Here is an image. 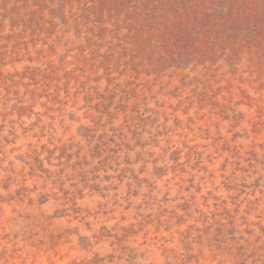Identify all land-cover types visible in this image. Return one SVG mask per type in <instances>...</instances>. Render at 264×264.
<instances>
[{
  "label": "rangeland",
  "instance_id": "obj_1",
  "mask_svg": "<svg viewBox=\"0 0 264 264\" xmlns=\"http://www.w3.org/2000/svg\"><path fill=\"white\" fill-rule=\"evenodd\" d=\"M0 264H264V0H0Z\"/></svg>",
  "mask_w": 264,
  "mask_h": 264
}]
</instances>
